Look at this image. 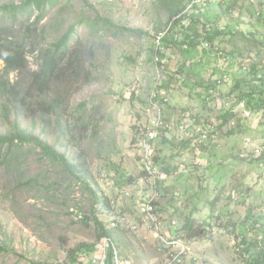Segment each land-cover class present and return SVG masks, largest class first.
<instances>
[{
	"label": "rangeland",
	"instance_id": "1",
	"mask_svg": "<svg viewBox=\"0 0 264 264\" xmlns=\"http://www.w3.org/2000/svg\"><path fill=\"white\" fill-rule=\"evenodd\" d=\"M176 1L60 0L47 7L40 21L47 32L39 47L78 24L72 48L79 53L80 73L71 81L63 112L35 109L37 92L28 111L9 101L0 85V134L19 128L31 132L55 145L71 167L50 160L34 145L0 146V243L11 250L0 255V264H91L103 236L114 240L125 264H249L250 257L237 249V233H247L263 250L256 264H264V110H250L248 97L239 100L241 92L264 88V46L257 44L264 37V0H207L195 7L192 0H180L184 10L173 19H184L173 27ZM97 15L114 25L92 29L86 20ZM37 16V10L16 20L0 15V24L18 38L23 25ZM190 26L212 32L223 26L225 33L214 45L204 40L189 51L170 45L157 52L161 36L181 41L194 31L186 29ZM222 51L231 55L230 69L228 78L217 84L224 73L218 55ZM39 60L29 55L27 76L39 69ZM259 62L252 84H244L242 78L250 72L240 69ZM3 68L0 58V81ZM9 79L14 82L16 73ZM28 81L23 79L25 85ZM81 102L87 105L79 115ZM154 103L161 105L162 116L172 126L168 132L160 129L156 139L166 160L174 143L167 140L191 138L187 131L186 139H180L176 129L184 113L195 136L209 125L217 134V141L199 147L208 153H201L206 157L194 172L184 173L183 164L178 178L172 174L160 181L154 198L164 208L165 217L154 204L164 235L174 220V233L167 236L186 235L185 223L192 219L215 226L212 237L191 245L179 263L172 262L173 250L155 237L140 208L145 200L140 192L151 190L148 199L154 194L150 185L140 182L144 173L138 146L155 113ZM235 106L239 111L225 121V113ZM245 108L246 117L238 113ZM233 117L236 124L230 123ZM66 124L69 130L64 133L61 126L65 129Z\"/></svg>",
	"mask_w": 264,
	"mask_h": 264
},
{
	"label": "trees",
	"instance_id": "2",
	"mask_svg": "<svg viewBox=\"0 0 264 264\" xmlns=\"http://www.w3.org/2000/svg\"><path fill=\"white\" fill-rule=\"evenodd\" d=\"M59 1L60 0H23L21 3L11 2L0 4V15L10 16L14 20L18 19L19 16L24 14H27V17H30L35 10L38 11V16L32 23H25L23 25L21 34L18 38L11 37L6 31L8 27L2 23L0 24V58L4 62V77L0 81V85L9 101L25 107V109L28 111L31 110L32 106L36 103L37 108L35 109H38L43 113H53L59 108L62 109L63 112V108L65 106L64 104L67 102L68 97L71 95L73 90L71 81L80 73V69L78 67L79 53L77 50L72 48L73 40L77 33L78 24L70 25L67 31L63 33L56 41L51 42L45 47H39V41L42 37L46 36L47 32L46 25H41L40 21L44 17L47 7H53ZM81 1L84 3L88 2V0ZM178 1L180 0H177L175 2L176 6H174L176 9L172 10L171 13L172 18L170 20L173 27H176L184 19L182 16L173 19V17L180 14L185 7L183 5H178ZM86 21L92 29H97L100 26L111 27L114 25L109 19H103L98 15L92 19H87ZM186 29L194 30H189L190 37L187 36L183 40L178 41V39H175L174 37H172L173 39H170L168 34H164L160 37L161 45L163 47H169L170 45L180 46L181 49L185 48L189 51L197 46V44L203 43L204 40L207 41L209 45H214L215 38L218 35L225 33L223 26L215 28L213 32L210 31L209 28L204 27L202 30L197 28V26H190ZM191 34L193 35L192 37ZM194 39H197V41H194ZM257 44L264 46V37L263 41L257 42ZM158 51L161 52V50H157V52ZM29 55H35L36 57H39L40 60L38 62L39 69L31 71V74L27 76V71H30ZM259 65L260 62L251 64L250 73H247L248 75L242 78L244 84H252L251 76L257 73ZM12 72H15L17 76V79L14 82H11L9 79V75ZM26 77L29 81L25 85L23 83V79ZM237 85L241 86L240 83ZM52 91L54 92L53 98L51 100H47L46 96ZM35 92L38 93V98L34 101L35 103L33 102L32 104L31 99H33ZM257 92L252 90L249 92H241L239 100L244 97H248L246 103L250 110H264V88ZM86 105L87 102H81L79 104V108L77 109V113L79 115L82 114ZM224 116L225 121H227L231 116H233V114L227 111ZM65 127L66 128L64 129V127L61 126V130L64 133L67 132V129L69 130L68 124H66ZM171 129L172 128L165 129V131L168 132L171 131ZM232 131L233 130H230V133ZM167 141H169L171 144L173 141L175 143L172 145L173 152L171 154V158L175 160L172 163L165 164L164 160L160 162L159 158L161 155L157 149V140L154 145V162L156 165H158L159 169L165 173L166 178L168 175H175L180 166L183 167L185 165L187 169L189 168L187 171H190V168L192 171H194L193 168L201 164V160L197 155V149L194 145H192L191 139ZM27 144L39 147L41 149V153L50 160L60 162L68 168L71 167L63 152L56 149L55 145L49 144L31 132H27L26 130L19 128L12 133L0 134V146H7L9 149H11L13 146ZM193 160H196L197 163L194 164L192 162ZM192 171L188 173H191ZM213 201L214 200H211V203H213ZM256 222H259V219L255 220L253 225H248L247 223L244 224L248 225L249 227L254 226ZM204 227V224L202 225L193 219L192 221L189 220L185 223V228L187 231L186 236L201 238L204 235ZM103 233L108 234L107 231H104ZM236 235L240 239V242H237L236 245L239 247V250H241V253H246V255L250 257L249 264H256L261 257L260 255H262L263 250H259L257 244H255L251 238H249L247 233L242 235L237 233ZM6 252L9 253L11 250L0 243V255ZM75 260H77L76 257L73 258V261ZM108 264H114L112 252H110Z\"/></svg>",
	"mask_w": 264,
	"mask_h": 264
},
{
	"label": "built area",
	"instance_id": "3",
	"mask_svg": "<svg viewBox=\"0 0 264 264\" xmlns=\"http://www.w3.org/2000/svg\"><path fill=\"white\" fill-rule=\"evenodd\" d=\"M206 1L207 0H200V1L192 0L191 6L195 7V5L205 3ZM157 48L158 50L161 51L164 50V47L160 43V39L158 41ZM218 55L221 61L220 68L224 72L217 80V84H220L223 80H226L228 78L229 72L227 71V69H230L228 65L231 59V55L228 53L226 54L225 52L223 53V51L218 52ZM240 72L242 73L250 72V67L248 69L247 67H243L240 69ZM263 76H264V72H263ZM209 93L210 94L212 93L214 95L215 89L213 87L209 88ZM242 106L245 105L242 104ZM153 109L155 113L148 122L146 131L143 133L142 137H140L138 141V146H139L140 161L144 173L143 181L152 187L154 194L151 199L150 198L148 199L147 196H144L145 200L144 202L140 203V208L141 211L144 213L146 219L150 221L152 226L154 227L155 235L159 239V241L163 244V246L170 248V250H173V252L170 255L172 258V262H180L182 257L191 251V245L197 244L202 240L210 239L216 230L214 224L206 225L204 227V235L201 238L189 237L186 235L167 236L162 233L161 215L155 211L156 206L154 207V198L157 197L160 181L164 180L166 178V175L165 173L160 171L158 165H156V163L154 162V145L156 139L158 138L160 129H169L172 128V126L171 123L167 122V120H165L164 117L162 116L161 105H159L158 103H154ZM239 109H240L239 106H235L234 108L228 110H230V112L233 111V113L235 114L237 113V111H239ZM238 113L246 117L247 115H249V110L245 108L244 110ZM188 116H186V113H184L181 122L177 124L176 129L179 133L180 139H186L185 137L189 133L191 135L190 139H193L191 140L192 145H194L196 148L217 141L214 140L215 137H217L216 133L213 134V131H216L214 125H209L208 128L206 127L205 130L203 129L202 132L196 134L195 136L194 131H192L193 127H191L192 123L188 122L187 119ZM230 121H229L230 123L236 124L235 117H233V119H231ZM192 162L194 164L197 163L196 160H193ZM79 216L81 217V214ZM176 223L177 222L175 220L172 222L173 225H176ZM112 225L114 226L115 222H112ZM259 237L261 239L263 238V236H259ZM237 249L239 250V247H237ZM110 252H112L113 254L114 264H125V262L120 259V255L117 250L116 244L110 236H103L100 242L99 252L91 259V264H108L110 258Z\"/></svg>",
	"mask_w": 264,
	"mask_h": 264
},
{
	"label": "crops",
	"instance_id": "4",
	"mask_svg": "<svg viewBox=\"0 0 264 264\" xmlns=\"http://www.w3.org/2000/svg\"><path fill=\"white\" fill-rule=\"evenodd\" d=\"M161 147L162 148H164L163 147V145H161ZM165 149V148H164ZM197 149V154H198V157L200 158V159H203L204 157H206V156H204V155H206V153H208L207 151L206 152H202V149H199V148H196ZM204 150V149H203ZM158 151H159V154L161 155V157L159 158V161L160 162H162L163 160L165 161V164H168V163H172L173 161H175L174 159H172V158H170L169 160H166L165 159V150H160V148H158ZM201 153H204V155H202ZM240 156H244L243 154H240ZM168 161V162H167ZM204 161V160H203ZM260 162H261V160H260ZM262 163L264 164V162L262 161ZM187 170H189V168L187 169ZM187 170H185V172L184 173H187V175H189V174H191V173H188V172H190V171H192V169L190 168V171H187ZM179 170H177L176 171V174H177V178L179 177V175H181V174H179ZM181 172H183V171H181ZM192 172H194V171H192ZM142 173V175H143V172H141ZM175 174V175H176ZM168 176H172V175H168ZM168 178V177H167ZM141 184H146L144 181H143V178H141ZM161 184V183H160ZM160 184H159V186H160ZM166 184V181L165 182H163L162 183V185H165ZM148 185V184H147ZM146 185V186H147ZM161 185V186H162ZM158 189H159V187H158ZM149 192H151V190H146V191H142V192H140V194L142 193V196H147V194L146 193H149ZM139 194V195H140ZM157 195H159L158 193H157ZM142 196H140V197H142ZM157 199H158V196L156 197ZM156 204V208L157 207H159V209L161 210V214L165 217V215H164V213L162 212V211H164V208H162L161 206H160V204L158 205V203L156 202L155 203ZM160 214V215H161ZM176 221V220H175ZM177 222V221H176ZM175 226V225H174ZM174 226H172V225H170V229H168L167 230V232H165L167 235H171L172 233H174L173 232V229H171L172 227H174ZM154 233V235H155V231L153 232ZM155 237H156V235H155Z\"/></svg>",
	"mask_w": 264,
	"mask_h": 264
}]
</instances>
